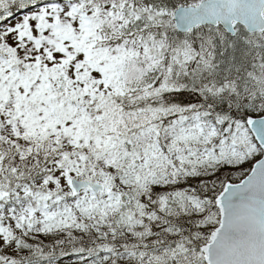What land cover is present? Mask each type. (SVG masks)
<instances>
[{
  "label": "snow or ice",
  "instance_id": "1",
  "mask_svg": "<svg viewBox=\"0 0 264 264\" xmlns=\"http://www.w3.org/2000/svg\"><path fill=\"white\" fill-rule=\"evenodd\" d=\"M0 264H264V0H0Z\"/></svg>",
  "mask_w": 264,
  "mask_h": 264
}]
</instances>
